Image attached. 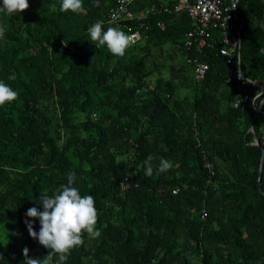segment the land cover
<instances>
[{
  "label": "trees",
  "instance_id": "1",
  "mask_svg": "<svg viewBox=\"0 0 264 264\" xmlns=\"http://www.w3.org/2000/svg\"><path fill=\"white\" fill-rule=\"evenodd\" d=\"M28 2L0 12V81L18 93L0 106V264H24L25 247L46 258L25 223L38 232L39 219L25 213L42 211L40 196L70 172L95 200L101 235L83 232L65 264H264V0L239 5L240 65L220 57V29L212 46L187 47L194 23L178 0H131L134 11H175L146 28L116 17L122 0H83L78 14L60 13L61 0ZM97 21L141 37L113 55L90 39ZM196 58L209 65L201 80ZM239 67L258 84H243ZM161 158L173 165L163 173Z\"/></svg>",
  "mask_w": 264,
  "mask_h": 264
},
{
  "label": "clouds",
  "instance_id": "2",
  "mask_svg": "<svg viewBox=\"0 0 264 264\" xmlns=\"http://www.w3.org/2000/svg\"><path fill=\"white\" fill-rule=\"evenodd\" d=\"M178 1L179 2L177 5L180 4V0ZM130 2L131 0L126 1L127 4L125 6H127L131 12H133L134 17L128 19H135L143 28L147 27V23L149 22L151 16L156 12L168 14L175 13L172 8L166 6L164 3L157 5H148L144 8L134 11L131 8ZM240 3L238 4L237 10L238 18L240 15ZM96 6H99V0H96ZM28 7V0H3L2 6H0V12H5L7 14H18L28 9ZM147 8H150L152 10L154 8V10L151 11L149 14H145V16L142 15V13L145 12ZM165 8L170 10L172 9L173 11H167L165 10ZM53 11H56L55 5H53ZM68 11L77 14L83 12V0H61L59 12L65 13ZM185 12L187 13L186 10ZM115 15L116 14L113 13L112 17H115ZM116 17L126 18L124 14L120 15L119 13ZM238 22L240 23V19H238L237 22L233 20L232 24H234V30L236 28V25H238ZM159 23H163L164 27L159 25ZM159 23L158 26L162 29H165V23L162 21H159ZM102 25L103 21H97L96 23L89 26L88 33L90 35L91 41L96 42L97 46L106 45L110 53L113 55L123 56L125 54L126 49L132 43L130 37L131 34L127 35L118 27L110 26L107 28V30H104ZM262 27H264V25H262ZM6 29L7 25L0 24V37L4 36ZM188 32L186 33V41L188 38ZM135 33H139V37H141L140 32L135 31ZM223 47L224 43L222 40L219 50L221 51V48ZM220 51L219 55L221 58H223L221 56ZM235 62L237 63V61ZM8 79H15V76H9ZM17 97V91L13 90L5 82L0 81V106H3L6 102H12L16 100ZM260 108L261 106L257 109V112L260 111ZM152 160L153 157L150 155L144 161V174L146 176L153 175ZM172 166L173 165L169 160L161 158L158 166V172L163 173L171 169ZM75 179V172H70L67 176V184H61L51 196H49L47 193L42 194L38 202L43 207L42 211L35 206L27 209L25 215L31 218H38L40 223V228L37 232L33 228V221H25L29 235L33 239H37L40 245L44 246L50 251L46 255V258L41 260L38 258L30 257L29 249L25 247L23 249L24 264H53L54 257H56L55 264H65V261L67 260V255L69 254L70 250L76 246L83 244V232H87L90 236L94 238L99 237L101 235L100 231L95 227L97 224L98 217L97 209L95 207V200L91 195L82 196L79 190L76 187L72 186L74 184Z\"/></svg>",
  "mask_w": 264,
  "mask_h": 264
},
{
  "label": "built area",
  "instance_id": "3",
  "mask_svg": "<svg viewBox=\"0 0 264 264\" xmlns=\"http://www.w3.org/2000/svg\"><path fill=\"white\" fill-rule=\"evenodd\" d=\"M129 0H122L126 2ZM241 0H180V4L176 6V10H186L190 19L194 23L193 29L188 32V38L186 41L187 47L193 45V42L197 43L198 48L203 50L205 47L211 46L214 37L211 34L212 29L222 30V40L224 47L221 48V56L225 58L229 63L232 61H237V64L241 63V49H242V23H237L234 31H231V26L233 20L238 21V4ZM154 10V8H153ZM147 8L142 15L149 14L153 11ZM165 10L172 12L173 10L165 8ZM120 15L124 14L126 18L134 17L133 12L125 6L121 5L119 10H117ZM164 27L163 23H159ZM132 42L139 38V33H132L130 35ZM238 55V56H237ZM198 58L195 59L196 65V79L201 80L204 78L205 74L209 69V65L205 63L198 62ZM190 62L192 59L189 60ZM193 63V62H191ZM238 79L242 81L243 84L249 82L251 84L257 85L258 83L248 79L241 71L240 67L238 70ZM261 94V93H260ZM249 95L243 97H238L236 99V106H240L242 102L248 101ZM244 106V105H243ZM256 107V105L254 104Z\"/></svg>",
  "mask_w": 264,
  "mask_h": 264
},
{
  "label": "water",
  "instance_id": "4",
  "mask_svg": "<svg viewBox=\"0 0 264 264\" xmlns=\"http://www.w3.org/2000/svg\"><path fill=\"white\" fill-rule=\"evenodd\" d=\"M263 50H264V49H263ZM261 108H262V105H261ZM257 114H258V112H257ZM257 114L255 115V117L257 116ZM253 124H254V121H253L252 125H253ZM256 139H257V144L263 148V162H264V146L260 143V141H259L258 138H256Z\"/></svg>",
  "mask_w": 264,
  "mask_h": 264
},
{
  "label": "bare ground",
  "instance_id": "5",
  "mask_svg": "<svg viewBox=\"0 0 264 264\" xmlns=\"http://www.w3.org/2000/svg\"><path fill=\"white\" fill-rule=\"evenodd\" d=\"M241 45H242V44H241ZM200 63H205V62H201V61H200ZM205 64H207V63H205ZM193 66L195 67V69L197 68L195 64H194ZM205 75H206V74H205ZM195 77H196V73H195ZM204 77H205V76H204ZM251 80H252V79H251ZM252 81H254V80H252ZM255 82H257V81H255Z\"/></svg>",
  "mask_w": 264,
  "mask_h": 264
}]
</instances>
